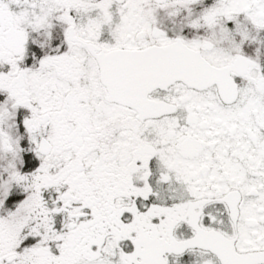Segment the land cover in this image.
<instances>
[{
	"label": "snow or ice",
	"instance_id": "snow-or-ice-1",
	"mask_svg": "<svg viewBox=\"0 0 264 264\" xmlns=\"http://www.w3.org/2000/svg\"><path fill=\"white\" fill-rule=\"evenodd\" d=\"M0 264H264V0H0Z\"/></svg>",
	"mask_w": 264,
	"mask_h": 264
}]
</instances>
